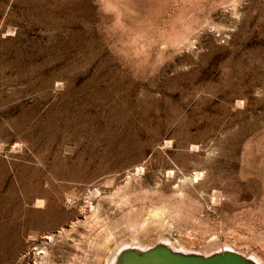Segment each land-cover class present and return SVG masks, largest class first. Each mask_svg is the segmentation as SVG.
Wrapping results in <instances>:
<instances>
[{
	"label": "rangeland",
	"instance_id": "1",
	"mask_svg": "<svg viewBox=\"0 0 264 264\" xmlns=\"http://www.w3.org/2000/svg\"><path fill=\"white\" fill-rule=\"evenodd\" d=\"M158 240L264 264V0H0V264Z\"/></svg>",
	"mask_w": 264,
	"mask_h": 264
},
{
	"label": "water",
	"instance_id": "2",
	"mask_svg": "<svg viewBox=\"0 0 264 264\" xmlns=\"http://www.w3.org/2000/svg\"><path fill=\"white\" fill-rule=\"evenodd\" d=\"M114 264H260L256 259L231 248L210 254L187 252L158 242L146 248L126 246L119 249Z\"/></svg>",
	"mask_w": 264,
	"mask_h": 264
},
{
	"label": "bare ground",
	"instance_id": "3",
	"mask_svg": "<svg viewBox=\"0 0 264 264\" xmlns=\"http://www.w3.org/2000/svg\"><path fill=\"white\" fill-rule=\"evenodd\" d=\"M151 221V220H150ZM145 223H143V224H137V226H138V228L139 229H143V231H145V230H147V228H148V226H149V221H148V219L147 220H145L144 221ZM141 223V222H140ZM157 223V222H156ZM151 224V223H150ZM155 224V223H154ZM160 224V223H159ZM158 225V224H157ZM135 227H136V225H135ZM158 227V226H157ZM157 229V228H156ZM161 237V235L159 236V238ZM158 238V237H157ZM134 239V238H133ZM161 239V238H160ZM135 241V240H134ZM158 242H165V240L163 241V240H158ZM157 242V243H158ZM165 243H167V242H165ZM208 243V242H207ZM211 242H209V244H210ZM209 244H207V245H209ZM213 244V243H212ZM211 245V244H210ZM210 245H209V247H210ZM224 245H228L227 243H223V246ZM126 246H137V244H134V243H132V244H123V245H121L117 250H116V252L114 253V255L112 256V258H111V261H110V263L109 264H114V261H115V258H116V256H117V253L119 252V249H121V248H123V247H126ZM217 246V245H216ZM137 247H142V246H140V245H138ZM225 247V246H224ZM210 248H212V247H210ZM217 249V248H216ZM223 249H226V248H222L221 250H223Z\"/></svg>",
	"mask_w": 264,
	"mask_h": 264
}]
</instances>
